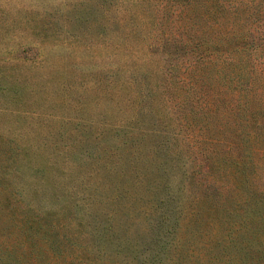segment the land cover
<instances>
[{"label":"rangeland","instance_id":"1","mask_svg":"<svg viewBox=\"0 0 264 264\" xmlns=\"http://www.w3.org/2000/svg\"><path fill=\"white\" fill-rule=\"evenodd\" d=\"M0 264H264V0H0Z\"/></svg>","mask_w":264,"mask_h":264}]
</instances>
